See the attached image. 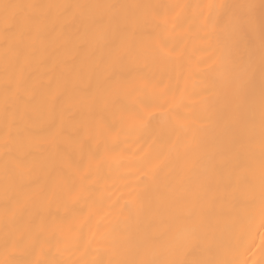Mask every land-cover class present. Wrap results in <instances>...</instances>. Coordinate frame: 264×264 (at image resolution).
Masks as SVG:
<instances>
[{
	"label": "bare ground",
	"instance_id": "1",
	"mask_svg": "<svg viewBox=\"0 0 264 264\" xmlns=\"http://www.w3.org/2000/svg\"><path fill=\"white\" fill-rule=\"evenodd\" d=\"M3 3L0 264H264V0Z\"/></svg>",
	"mask_w": 264,
	"mask_h": 264
},
{
	"label": "snow or ice",
	"instance_id": "2",
	"mask_svg": "<svg viewBox=\"0 0 264 264\" xmlns=\"http://www.w3.org/2000/svg\"><path fill=\"white\" fill-rule=\"evenodd\" d=\"M37 5L32 4H19V3H3L0 4V9L3 10V30L5 37L9 35L18 36L19 43L22 45L25 37H30V33L33 29L37 32L40 31L41 26L46 22L47 18L44 16L37 17L31 9L37 8ZM49 8L57 7L49 5ZM67 7V6H64ZM113 10L120 8V5H109L107 6ZM242 23H249L247 18H243ZM116 56L114 57L113 71L115 69V63L121 62L126 54L125 45L120 44L116 48ZM105 76L107 79H112V73L106 72ZM89 86H93V82L89 81ZM94 86L99 90L103 87V82L96 81ZM261 151L264 155V115H262V141H261ZM219 172L220 169H217ZM261 179L264 182V159L261 162ZM36 195H42V193L37 192ZM261 217L264 219V201H262L261 206ZM192 243H199L198 239L194 240ZM140 264H156L154 261H144ZM160 264H187L186 261H163ZM217 264H231L229 261H219Z\"/></svg>",
	"mask_w": 264,
	"mask_h": 264
}]
</instances>
